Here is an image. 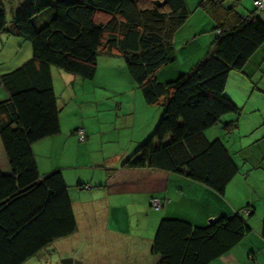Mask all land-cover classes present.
<instances>
[{"label":"trees","instance_id":"16d2710c","mask_svg":"<svg viewBox=\"0 0 264 264\" xmlns=\"http://www.w3.org/2000/svg\"><path fill=\"white\" fill-rule=\"evenodd\" d=\"M5 1L0 0V34L7 32ZM49 1L20 6L8 31L29 42L31 57L0 74V87L8 94L0 102V264H24L76 231L61 172L41 177L31 149L60 133L52 68L92 81L98 57L117 51L145 104L163 111L151 136L119 170L108 172V192L135 188L152 194L167 175L175 174L224 195L239 168L223 142L207 141L205 132L226 115L240 112L225 96L228 76L241 73L264 43L259 16L264 9L239 15L236 1L225 7L227 0H201L199 6L216 32L212 49L189 74L161 84L156 73L176 61L174 35L190 16L185 0ZM34 17L44 23L41 28ZM253 214L247 204L205 227L163 218L150 253L158 257L157 264H210L250 233Z\"/></svg>","mask_w":264,"mask_h":264},{"label":"crops","instance_id":"0c3cea01","mask_svg":"<svg viewBox=\"0 0 264 264\" xmlns=\"http://www.w3.org/2000/svg\"><path fill=\"white\" fill-rule=\"evenodd\" d=\"M233 1H236L235 11L238 13L244 0H232L230 4ZM204 18L196 30L208 34L214 24L209 16ZM15 37L8 35L0 40L5 41L2 45L11 47L19 43ZM212 46L213 39L210 37L193 55L190 66L193 68L203 60ZM29 56L30 52L22 59L26 60ZM125 70L127 72L124 59L114 51L113 56L102 54L98 57L96 75L92 81H88L90 83L56 73V77L64 83L67 98H72L76 85L83 99L85 92L90 89L94 91V123L84 120V127H80L86 132L85 142H78L76 131L80 128L64 130L60 127L59 134L31 146L41 177L55 171L61 172L71 201L76 231L69 237L56 240L24 264H49L51 261L55 264H157L158 257L151 255L150 248L152 235L161 219H180L195 227H205L214 219L233 216L247 204L254 208V214L248 221L250 233L232 250L210 264H264V237L261 234L264 150L243 165L242 173L229 183L224 195L175 174L167 175L152 194L136 191L135 188L121 193L106 190L104 184L108 172L119 170L122 162L153 133L158 123V107L145 104L139 88ZM171 74L169 72L167 78L173 77ZM52 80L55 92L53 76ZM226 92L238 104L243 103L245 97L252 99V102H247L250 110H260L264 118V43L241 73L229 74ZM7 98V92L0 87V102ZM258 123L254 120L251 135H257V139L264 141V131L259 134ZM110 125L114 127L112 130L110 127L104 128ZM113 135H117L114 141L118 145L109 149L105 156H95L92 146L97 142L104 144ZM260 135L263 136L260 138ZM71 145L74 146L73 150H69ZM100 148L103 149L102 146ZM80 159L87 160V164L80 166L77 163ZM77 169L88 172L85 179H78ZM152 199L166 203L162 209L155 211L151 208ZM110 221L117 222V225L124 223L125 227L115 230L110 228Z\"/></svg>","mask_w":264,"mask_h":264},{"label":"rangeland","instance_id":"374dc122","mask_svg":"<svg viewBox=\"0 0 264 264\" xmlns=\"http://www.w3.org/2000/svg\"><path fill=\"white\" fill-rule=\"evenodd\" d=\"M185 1L188 10L190 12V16L186 21V23L181 28H179L174 35L173 44L176 50V56H177L176 61L170 64L169 66L163 67L162 70H158L160 72L157 74L158 77H156V79H159L158 81H160L159 83L161 84L167 82H173L177 80L179 77L189 74L192 68L191 67L192 65L190 66V61L193 55L198 51L199 47H201V45L204 44L205 41L210 39V37H212L213 40L215 38V35L213 36V34H216L214 28L208 34L207 33L201 34L199 31L196 30V28H199L201 23L205 20L204 17H208L207 14L199 6L201 0H185ZM231 1L232 0H227L224 6L228 7ZM34 2H36V0H6L5 1L4 6H5L6 18H7V27H6L7 32L2 34V36L0 35V39L7 37L8 35L12 36V34L9 33L8 31H10L11 20L13 17L16 16L19 7L20 6L26 7L28 6V4L32 5ZM49 2L53 5L55 1L50 0ZM252 4H253L252 0H244V5L241 4V6L239 7L238 14L246 15L248 12L254 11L255 7ZM259 16H261V18L263 19L264 11L259 12ZM38 17L37 18L34 17L33 22L38 28H41L44 23ZM41 17H43V15ZM15 38L17 39V41H19V43L11 47H9L6 44L2 45L3 43H5V41L2 42L0 40V74H5L15 70L16 68L20 67L24 62L29 60L31 57V48L29 42L25 40H20L17 37ZM24 48L26 49V51ZM29 52H30V56L28 57V59L23 60L22 58H24V55L29 54ZM51 70L53 72L52 76L55 82V95L57 98V106L59 110L60 127H62L64 130L66 129L68 130L72 127L78 129L80 127H84V120H88L94 123L93 120V117L95 116L94 115L95 113L93 111L95 109L93 103L94 91L90 89L88 92H85L86 97L85 99H83L82 97L83 94L80 91V88L76 85L75 87L76 89L74 95H72V98H70L69 96L67 98V95L64 94V83L59 78L56 77L57 75L56 73L61 74L62 72L55 68H52ZM169 72L172 73L171 76L173 75V77L167 78L166 75H168ZM125 73L127 75L126 70ZM162 78L164 79L162 80ZM80 81H83L85 83H90L82 79H80ZM69 90H71L70 86H69ZM225 96L228 97V92L225 93ZM125 99L123 98V101ZM243 99H244L243 103L238 104L234 102L240 109V112L238 114L226 115L220 120V122L216 124V126L205 132V137L207 141L211 142L213 140L219 139L223 142L231 158L239 168L238 174L242 173V170L244 168L243 165L246 162L250 161L251 159L253 160V158H255L254 157L255 154L257 155L261 153L262 150H264V141L257 139L256 138L257 135H253V134L251 135V132H253L252 129L255 127L254 120L259 122L257 125L259 128V134L264 131V118L261 117L259 112L260 110L257 111L250 110L249 104L247 105V102H252V99L248 97H245ZM157 113H159L157 114L159 121L163 111L157 108ZM232 122L234 123L232 124ZM232 125H235V128H232L231 127ZM109 127L111 128V130L114 128L112 125L106 126L104 128L108 129ZM262 136L263 135H260V138ZM107 140L108 141H106L104 144H102L103 142L102 143L97 142L92 146L95 152L94 153L95 156L98 157L105 156L107 155V153H109V149H112L114 146L118 145V143L114 141L117 140V135L110 136L107 138ZM100 146H102L103 149H101ZM69 147H71L69 148V150L74 149L73 145ZM77 163L80 166H85L87 164V160L80 159ZM77 170H79L78 179L80 180L85 179L87 176L86 173L88 172L80 169ZM209 223L210 222H208V224ZM117 224H118L117 222L113 223L112 221H110V228H113L115 230L124 229L125 227L124 223L123 224L119 223L120 225ZM156 229L157 227L154 230L152 238H154ZM49 264H55V263L54 261H51Z\"/></svg>","mask_w":264,"mask_h":264},{"label":"built area","instance_id":"2783aa9c","mask_svg":"<svg viewBox=\"0 0 264 264\" xmlns=\"http://www.w3.org/2000/svg\"><path fill=\"white\" fill-rule=\"evenodd\" d=\"M254 7L259 9V10H263L264 9V0H257L253 3ZM76 136L78 139V142L83 143L86 141V132L83 128H80L76 131ZM166 201H161L159 199H152L150 204H151V208L155 211H159L160 209H162V207H164Z\"/></svg>","mask_w":264,"mask_h":264}]
</instances>
